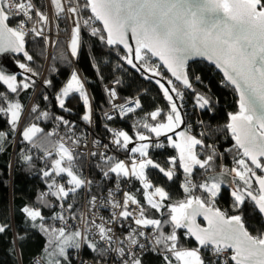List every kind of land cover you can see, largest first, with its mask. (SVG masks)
Instances as JSON below:
<instances>
[{
	"label": "snow or ice",
	"instance_id": "6c2138e0",
	"mask_svg": "<svg viewBox=\"0 0 264 264\" xmlns=\"http://www.w3.org/2000/svg\"><path fill=\"white\" fill-rule=\"evenodd\" d=\"M49 3L54 10V19L63 17L73 23L70 39L73 57L78 55L81 27L84 25L91 27V34L99 35V39L107 45H122L126 50L122 59L133 68H137L134 61H138L148 72L160 76L159 65L148 64L150 57H158L175 81L187 89H193L187 70L188 62L194 57H203L212 62L223 73L224 82L232 86L239 96L238 111L228 113L229 119L224 128L231 133L234 147L239 150L241 158L234 160L237 167H222L216 173L212 164L217 155L215 147L204 145L202 138L191 135L190 126L177 131L184 124L181 114L183 105L178 104L183 100V92L173 79H167L170 87L158 79L156 83L169 104L167 114L160 108L146 113L133 124L134 137L124 130L108 129L113 134L112 144L129 154L124 160L99 153L104 164L102 175L106 179L115 176L116 187L108 189L106 197L92 195L88 214L77 216L71 212L73 203H67V211L71 215L66 216L65 203L68 199L74 198L81 189L90 190L92 184V181L83 178L77 166L74 147L79 144V139L73 140L71 145H67L63 137L53 143L50 138L56 135L55 132L45 133L36 123L24 127L21 133L23 140L42 150L41 159L52 158L55 153L50 166L41 170L47 191L37 199L47 208L52 207L47 198H56L61 211L54 213L51 220L59 221L61 226L47 223L41 208L24 206L21 209L32 221V228H38L48 238L44 249L47 264H71L69 249L79 250L85 245L101 258L115 253L119 257L118 264H142L141 254L149 247L154 252L162 250L166 264H173L171 257L175 258L177 264H209L201 255V248L210 250L215 264H220L221 257L223 264H228L229 260L234 264H264V233L253 235L245 226L242 214L229 216L215 206L224 182L222 177L228 174L233 176L230 182L233 185V209L239 212L250 200L264 216V175L256 172V169L264 171V0H84L83 3L79 0H49ZM84 9L91 12L87 19L81 15ZM13 20H18L14 26L11 25ZM93 21H100L103 28L92 26ZM28 23H31V28L27 27ZM49 23L48 12L41 11L33 0H0V54L23 53L31 61L33 57L25 50L26 37L31 33L48 42L45 26ZM129 34L135 41V48L129 43ZM19 68L33 72L23 62L19 63ZM199 79V76L195 77V80ZM0 82L7 85L11 93L27 90L34 85L30 76L18 81L16 75L6 73L3 68H0ZM50 83L49 80L44 81L45 85ZM109 92L111 100L115 101L116 90L113 88ZM73 95H78L87 109L82 119L91 122V106L85 84L75 71L56 96L59 107L70 111L66 108V100ZM44 99L47 100V96ZM0 101H3L0 114L8 118L10 131L15 133L23 105L19 100H9L4 93H0ZM195 103L200 109L211 110L212 101L202 93L195 94ZM112 107L124 117L141 109L142 105L137 98L124 104L113 103ZM38 110L39 105H34L31 112L37 113ZM105 115L109 120L113 118L107 113ZM162 115L164 118L160 119ZM49 118L48 111H39L36 116L37 120ZM56 119L71 130L68 120L62 116ZM141 128L146 132L140 131ZM153 135L166 137L169 145L178 152L177 156L169 159L172 167L167 170L149 154L153 146L164 147L161 143H150ZM203 135L201 133V137ZM7 136L8 132L0 130V150L7 142ZM197 146L212 151L202 160ZM104 147L107 150L108 146ZM21 158L31 165V155H22ZM177 162L185 174L182 188L187 196L184 200L166 205L169 193L163 187L153 185L147 170L158 169L171 180ZM197 168L204 170L206 176L199 184L192 181ZM209 172L212 174L209 175ZM65 176V183H59L57 178ZM121 179L139 181L147 207L132 192L125 191L122 200L117 199ZM253 179L258 187H253ZM197 188L204 195H195L193 190ZM97 207L110 208V216L105 218L93 212L92 209ZM165 207L168 209V219L148 215L151 209L162 217ZM198 216L207 222L206 227L197 223ZM69 218L79 219L80 226L70 230L67 224ZM165 225H171L170 233L164 232ZM113 226L126 228V234L117 235ZM7 228V224H0V233ZM177 229H186L185 235L194 237L199 246L191 249L181 247ZM105 240L109 242L107 246L102 244Z\"/></svg>",
	"mask_w": 264,
	"mask_h": 264
},
{
	"label": "trees",
	"instance_id": "16d2710c",
	"mask_svg": "<svg viewBox=\"0 0 264 264\" xmlns=\"http://www.w3.org/2000/svg\"><path fill=\"white\" fill-rule=\"evenodd\" d=\"M35 1L38 8L41 11H45L44 0ZM90 15V10H82L84 18ZM15 22L16 20L11 21V25L14 26ZM61 24H63L62 21ZM95 27L102 29L97 21H95ZM102 34L106 35L103 32ZM25 50L33 57L31 61H28L23 56V53H15L7 58L0 59V65L3 70L6 73L16 75L18 81L29 76L34 81L33 87L18 91V93H11L7 85L0 82V93L6 94L9 100H19L23 105L21 115V117L24 115L23 124L27 121H35L39 127L44 129L45 133L53 132L55 124L59 122L56 117L62 116L70 122L71 128L87 132L89 130V122L84 121L82 116L76 113V109L80 106L78 96L73 95L66 100V108L70 111L61 109L56 100L55 80L64 71H75L73 64L64 51L63 42L58 41L56 43L48 62H46V45L41 37H34L33 34L28 35L26 37ZM125 55L126 50L122 45L109 46L105 41L99 39V35L93 36L91 28L82 25L81 45L75 62L89 89L95 109L91 128L94 139L102 143L109 142L113 134L108 129L124 130L134 137L133 124L140 121L146 113L160 108L164 114H167L169 104L156 80L159 79L161 83H167V79H173L174 84L185 96V99L178 101V104L183 105L182 112L185 125L186 127L190 126V134L197 138H202L204 145H213L215 147L217 155L212 162L215 172L218 173V168L221 165L230 164L234 160L241 158L238 155L239 150L234 147L235 143L232 140L231 133L224 128L229 119L228 113L238 111V99L234 90L228 84H220L223 78L212 66L202 61L189 63L187 70L193 89H187L180 82L175 81V78L161 66L158 69L161 75L156 76L142 67L141 62L134 61L137 63V68L127 64L122 59ZM20 62L26 63L32 68L33 72L29 73L20 69ZM151 63H156V60L152 57L148 59V64L151 65ZM196 76L200 77L199 81L195 80ZM45 80H49L51 83L45 85ZM113 81H116L114 89L123 102L138 98L142 108L127 116H117L108 121L101 114L108 108L104 86ZM197 92L210 98L212 101L211 110L200 109L196 106L195 94ZM45 96H47V100L44 99ZM2 103L3 101H0V104ZM34 105H39L37 113L31 112ZM39 111H48L50 118L37 120L36 116ZM163 118L164 116L162 115L160 119ZM7 119L3 114H0V130L8 132L7 142L4 144L3 149L0 150V224L8 225L6 231L0 233V264H35L32 259L36 256L40 257L43 264H47L44 249L47 246L48 238L38 228H32V221L26 217L21 209L24 206L41 208L47 223L55 224L57 227L61 226L59 221L51 220L54 213L61 211L56 198L51 196L47 198L52 204V207L47 208L43 207L37 199L47 189L41 170L50 166L51 159L55 158V153L52 158L41 159L42 150L32 147L29 142L21 138L19 126L15 133H12ZM201 121L203 122L202 124L200 123ZM139 130L146 132L142 128ZM201 133H204L203 137H201ZM16 136V143H14ZM41 139L43 140V137ZM50 139L53 143L57 140L55 135ZM150 142L164 145L161 148L151 147L149 154L155 162L167 169L170 166L169 159L178 155L177 150L169 145L164 136L157 138L153 135ZM45 143L47 144V141ZM196 150L202 160L212 151L210 148L204 147L202 149L200 146H197ZM34 153H39L41 156H35ZM74 154L77 156V166L80 174L84 178L87 173L89 176L88 180L92 181L89 192L99 193L115 180V176L107 179L103 177L104 164L97 157H92L87 162L85 157ZM22 155H31L33 157L31 165L22 160ZM121 155L124 158H128L129 154L122 150ZM211 174L209 172V175ZM147 175L153 185L163 187L169 193V199L165 201L166 205L174 204L186 198L187 194L182 188V184L185 182V174L183 169L179 167L178 162L175 167V175L171 180L165 177L158 169L147 170ZM64 178L67 179L66 176ZM95 179H98V184H94ZM201 179H206L204 170L197 168L192 176V181L199 184ZM230 180L232 181L233 177H230ZM253 187H256L254 182ZM133 188L141 203L147 207L146 202L143 200L139 181L134 183ZM193 191L195 195H204L198 188ZM82 193L83 189L79 190L74 198L70 197L65 203V207H67V203H73L74 207L71 212L76 213L77 216L80 214ZM232 203L233 197L231 196L230 187L222 185L221 191L216 197L215 206L229 216L242 214L245 226L253 235L264 233L263 219L258 214L253 202L250 200L246 201L239 212L233 209ZM220 205L224 207H219ZM162 211L164 213L162 217L160 213L151 209H149L148 215L152 218L168 219V209L165 207ZM69 220V229L74 230L78 226L79 219L73 220L69 218ZM163 230L165 233H170L172 230L171 225H165ZM176 231L181 247L195 248L198 246L194 239L185 235V229H177ZM19 237H23V239L21 240ZM73 250L69 249V252ZM83 255L87 258H97V253L91 251L86 245L84 246ZM141 258L142 264H166L164 254L155 253L152 250ZM69 260L71 264H74V260L70 255Z\"/></svg>",
	"mask_w": 264,
	"mask_h": 264
},
{
	"label": "built area",
	"instance_id": "2783aa9c",
	"mask_svg": "<svg viewBox=\"0 0 264 264\" xmlns=\"http://www.w3.org/2000/svg\"><path fill=\"white\" fill-rule=\"evenodd\" d=\"M33 2L37 6L36 1L33 0ZM79 2L82 3L83 0L82 1L79 0ZM44 3H45V11L48 12L49 18H50V23L47 26H45V35L48 37V42H46L45 39L43 37H41L43 42L46 45V56H47L46 62H48V60L50 59L56 43L58 41L63 42V47H64V51H65L66 55L68 56L69 60L73 64V67L75 68L76 73L79 75V77L81 78V80L85 84V90L88 94L89 103L91 106V122H89V130L87 132L78 131V130L73 129V128H71V130H69V127L64 126L60 122H57L54 126V129H53V132L56 133V135H55L56 139L63 137L65 139V142L67 145H71V142L73 140L79 139V144L74 147V153L85 157L87 162L92 157H97L98 159L101 160L99 153H104L106 156H113L117 159L127 160V158H124L121 155L122 150L117 149L116 146L114 144H112L113 137L110 138L109 142H105V143H102V142H100V141H98L92 137L91 128H92V123H93V115L95 114V109H94L93 104H92V99H91V94L89 92V89H88L83 77L81 76V74H80V72L76 66V62H75L76 57L71 56V52H70L71 29H72L73 23L71 20H67L63 17H61L59 20L54 19V10L51 8L49 0H44ZM34 15L35 14L33 13V16ZM81 15H82V12H81ZM22 18L23 17H21V19ZM87 18H84V19H87ZM61 21L63 22V24H61ZM16 23H18V20H16L15 24ZM31 26H32L31 23L27 24V27L31 28ZM92 26L95 27V21L92 22ZM86 27L91 28L89 26H86ZM29 35H32V34L29 33ZM151 65H159V64L156 62L155 64L151 63ZM220 84H222V85L226 84V82H224V79L220 81ZM115 85H116V81H113V82H110L104 86V92L106 95V99L108 101V108L105 111H103L102 113L101 112L100 113L102 114L104 119L108 120V121H109V119H107V117L105 115L106 113L111 115L113 118H115L117 116L121 117L119 115V112L117 110L113 109L112 104L113 103L124 104L126 102V101L123 102L118 97V95H117L115 101L111 100L109 90L113 89ZM78 98L80 101V106L83 108L84 112L86 113L87 109H86L85 105L83 104V102L79 96H78ZM184 99H185V96L183 95V100ZM131 100H134V99H131ZM130 114H132V113H130ZM16 138H17V136L15 137L14 143H16ZM96 142H98V143H96ZM105 145L108 146L107 150H105V147H104ZM93 152H97L98 155L92 156L91 153H93ZM34 155L35 156H41L39 153H34ZM222 167L227 168V169H231L232 167H237V165H235L234 162H232L230 164H226V165H221L217 171L218 173L220 172ZM226 175L229 177H233L232 175H228V174H226ZM88 177L89 176L86 173L84 178L86 180H88ZM57 179H58L59 183H65V181H66L65 178H57ZM136 181H137L136 179H132L130 182H128V181H124L123 179H121V183H120L121 191L119 193H117V199L122 200L123 192H125V191L134 193L133 187H134V183ZM200 181L203 182L204 179H201ZM94 184H98V179L94 180ZM115 187H116V178L111 184H109L103 191H101L99 193H91V192H89V188H84L83 193H82V198H81V204H80V214L81 213H84V214L89 213V210L91 208V205L89 204V199L92 195H96L98 198L101 196L106 197L108 189H110V188L114 189ZM46 191H47V189L44 190L43 192H46ZM219 207L223 208L224 206L220 205ZM92 211L98 213V215L104 216L105 218L109 217L110 213H111L110 208H104V207H97L95 209H92ZM65 215L66 216L71 215L70 212L67 211V207H65ZM97 222H99V220ZM67 224L70 227V220L69 219L67 220ZM78 226H80V221H78ZM113 227H114V231L117 235H124L127 232L126 228L121 229L118 226H113ZM145 231L150 232L151 229H145ZM142 242H144L143 238H142ZM108 243L109 242L107 240L102 242L103 246H107ZM150 250H151V248L149 247L145 251H143L142 254L140 253L139 249H137V252H138V254H141V257H142L146 253H148ZM83 252H84V247H82L79 250L74 249L73 251L69 252V255L74 260V264H82V262H83V264H97V262H99V264H118V261H119V257L115 253H109L106 256H104L103 258H101L97 254V258L92 259V258L85 257L83 255ZM155 253L165 254L162 250L155 251ZM201 255L206 259V262H209V264H215V258L212 257V254H211L209 249L201 248ZM228 255H230V252L228 253ZM32 260L35 264H40V262H41V259L39 256L34 257ZM220 264H223V258L222 257L220 258ZM228 264H234V262L229 260Z\"/></svg>",
	"mask_w": 264,
	"mask_h": 264
},
{
	"label": "water",
	"instance_id": "95a60500",
	"mask_svg": "<svg viewBox=\"0 0 264 264\" xmlns=\"http://www.w3.org/2000/svg\"><path fill=\"white\" fill-rule=\"evenodd\" d=\"M98 22V24L103 28V25H102V23L100 22V21H97ZM106 34V33H105ZM129 43L132 45V47L133 48H135V41L131 38V34H129ZM12 55V53H10V54H6V56H4V54H0V59L1 58H7V57H9V56H11ZM153 59H155L156 60V62L163 68V69H165L170 75H171V73L167 70V68L163 65V63L159 60V58L158 57H152ZM194 61H202V62H205L206 64H208V65H210V66H212L214 69H215V71H217L220 75H221V77L224 79V77H223V73L219 70V69H217L216 67H215V65L212 63V62H210V61H208L207 59H205V58H203V57H194V58H192L189 62H188V64L189 63H192V62H194ZM163 84H165V86L166 87H169L168 85H167V83L166 82H163ZM227 84V83H226ZM229 85V84H228ZM230 86V85H229ZM233 90H234V88L232 87V86H230ZM235 92V91H234ZM235 95H236V97H237V99H239V96H238V93H236L235 92ZM181 114H182V117H183V119H184V116H183V112L181 111ZM186 128V125H185V119H184V124H182L181 125V127H180V129H177V131H181V130H184ZM232 140H233V142L235 143V141H234V139L232 138ZM133 145H130V147H132ZM263 162H264V159H263ZM249 163H250V161H249ZM263 172V175H264V171H262ZM253 182L255 183V180L253 179ZM255 185H256V183H255ZM256 187H258L257 185H256ZM254 204V203H253ZM255 206V205H254ZM257 209V208H256ZM257 212H258V214L261 216V218L263 219V222H264V216H262L260 213H259V211H258V209H257ZM199 221H201L204 225H201L200 223H199ZM197 223H199L201 226H204V227H206L207 226V222L203 219V217L202 216H198L197 217ZM185 231H186V229H185ZM191 237V236H190ZM192 239H194L195 240V238L194 237H191ZM196 241V240H195ZM196 243H197V245H198V242L196 241ZM199 246V245H198Z\"/></svg>",
	"mask_w": 264,
	"mask_h": 264
},
{
	"label": "rangeland",
	"instance_id": "374dc122",
	"mask_svg": "<svg viewBox=\"0 0 264 264\" xmlns=\"http://www.w3.org/2000/svg\"><path fill=\"white\" fill-rule=\"evenodd\" d=\"M8 71V70H7ZM73 72V71H72ZM72 72H69V71H64V72H62L60 75H59V77L55 80V93H56V95L60 92V90L64 87V85L67 83V81L70 79V77H71V74H72ZM37 89H38V87H37ZM76 113L78 114V115H80V116H82L83 117V115L85 114V112H84V110H83V108L81 107V106H79L77 109H76ZM23 120H24V115H23V117H21V120H20V122H19V130H20V134L22 133V130H23V128L24 127H26V126H28V125H30V124H32V123H36L35 121H27L25 124H23ZM37 124V123H36ZM38 125V124H37ZM39 126V125H38ZM21 138H22V135H21ZM23 139V138H22ZM173 139H175V137H173ZM151 143V142H150ZM152 145L153 144H155V143H151ZM240 159V158H239ZM172 167V165L170 164V166L167 168V169H169V168H171ZM166 169V170H167ZM219 169V168H218ZM222 179H223V183H222V185H225V186H228V187H230V190L232 191V187H233V185L230 183L231 182V180H230V177H228L227 175H225L224 177H222ZM139 185H140V188H141V190H142V185L139 183ZM221 185V186H222ZM142 193H143V190H142ZM171 259H173V260H175V258L174 257H171ZM175 264H177V262H175Z\"/></svg>",
	"mask_w": 264,
	"mask_h": 264
},
{
	"label": "flooded vegetation",
	"instance_id": "af4514ba",
	"mask_svg": "<svg viewBox=\"0 0 264 264\" xmlns=\"http://www.w3.org/2000/svg\"><path fill=\"white\" fill-rule=\"evenodd\" d=\"M262 162H263V159H262ZM256 172H257L258 175H263V172L260 169H256ZM199 223L201 225H204L201 221H199Z\"/></svg>",
	"mask_w": 264,
	"mask_h": 264
},
{
	"label": "crops",
	"instance_id": "0c3cea01",
	"mask_svg": "<svg viewBox=\"0 0 264 264\" xmlns=\"http://www.w3.org/2000/svg\"><path fill=\"white\" fill-rule=\"evenodd\" d=\"M189 249H191V248H189ZM172 261H173V264H175V262H176V261H175V260H173V259H172Z\"/></svg>",
	"mask_w": 264,
	"mask_h": 264
},
{
	"label": "bare ground",
	"instance_id": "6f19581e",
	"mask_svg": "<svg viewBox=\"0 0 264 264\" xmlns=\"http://www.w3.org/2000/svg\"><path fill=\"white\" fill-rule=\"evenodd\" d=\"M4 56H6V54H4ZM0 68H2V66L0 65Z\"/></svg>",
	"mask_w": 264,
	"mask_h": 264
}]
</instances>
